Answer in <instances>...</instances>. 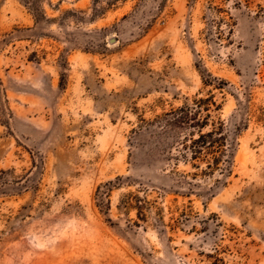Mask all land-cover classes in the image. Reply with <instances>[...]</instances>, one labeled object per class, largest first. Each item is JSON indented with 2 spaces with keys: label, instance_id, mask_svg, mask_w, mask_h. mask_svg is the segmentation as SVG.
Instances as JSON below:
<instances>
[{
  "label": "rangeland",
  "instance_id": "374dc122",
  "mask_svg": "<svg viewBox=\"0 0 264 264\" xmlns=\"http://www.w3.org/2000/svg\"><path fill=\"white\" fill-rule=\"evenodd\" d=\"M0 264H264V0H0Z\"/></svg>",
  "mask_w": 264,
  "mask_h": 264
},
{
  "label": "trees",
  "instance_id": "16d2710c",
  "mask_svg": "<svg viewBox=\"0 0 264 264\" xmlns=\"http://www.w3.org/2000/svg\"><path fill=\"white\" fill-rule=\"evenodd\" d=\"M204 85H206L205 82ZM203 101L194 100L192 108L182 106L164 114L157 119L158 125L166 130H173L177 137L189 129L196 130L195 133H186L182 139H179L178 156L191 161L209 159L206 169L211 173L219 170L223 176H226L229 173L232 146L228 143L227 134L221 122L217 126L209 127L207 119L205 120L208 115L205 114V118L202 117V113L207 111L204 106L199 105ZM205 129L207 130L204 131ZM136 209L139 207L136 206Z\"/></svg>",
  "mask_w": 264,
  "mask_h": 264
}]
</instances>
